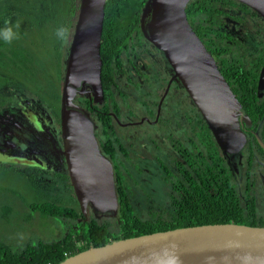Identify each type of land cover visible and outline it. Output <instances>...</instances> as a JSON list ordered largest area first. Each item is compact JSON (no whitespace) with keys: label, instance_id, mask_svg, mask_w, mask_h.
<instances>
[{"label":"trees","instance_id":"trees-1","mask_svg":"<svg viewBox=\"0 0 264 264\" xmlns=\"http://www.w3.org/2000/svg\"><path fill=\"white\" fill-rule=\"evenodd\" d=\"M22 1L26 4V32L19 30L22 36L27 38L31 32L42 31L41 29L49 28L51 24L54 25V29H58L57 26L62 24L61 27L65 28L66 34L71 32L77 16L78 0ZM146 1H106L101 44L103 59L101 77L105 91L111 88V85L120 91L113 80L114 72L123 68L125 63L130 65L127 60H133L137 54V48L143 46V42L147 41L140 23ZM240 11H242V16H245L246 13L258 16L257 12L249 6L236 0H192L186 8L191 25L218 61L223 75L242 103V109L250 111L253 121L258 123L264 116V97L259 96L257 91L259 68L264 61V54L260 55L259 53L250 57L248 61L245 60L247 50L242 45L243 41L233 35V29L227 22V19L240 20ZM28 14L31 15L30 18ZM18 15L25 16L16 4V0H0V25L6 24L9 27V23H12L10 22L11 18L17 19ZM12 37L10 41L5 36L0 38V47H4L11 54L24 50L25 46L15 44L16 37ZM30 43L36 44L34 47L36 51L38 41L31 40ZM35 51L26 45V89L32 85L44 90L49 97L59 100L60 81H51L43 77L45 73L41 72V60ZM261 52L264 53V50ZM63 53L64 51L59 52L57 61L63 62ZM124 54L127 56L126 59ZM3 56L5 55L0 50V57ZM50 60L54 63L52 54ZM16 68L18 69V67ZM0 76L3 80L0 79V86L3 82L13 80L10 77L13 76L11 74ZM138 91L141 90L138 89ZM28 104H32V102ZM86 107H90L89 104H86ZM113 107L117 108L116 105ZM110 109L111 106L104 105L102 111H97L100 128L96 135L103 152L111 157L115 166L120 204L117 216L119 226L114 227L112 217L99 219L92 215L87 219L78 205H65L52 200H47L42 204L33 202L30 204L31 211H38L43 216L56 217L59 222L61 221L67 227V230L57 239L28 241L16 248L0 237V264H57L68 256L120 238L206 222H241L264 226V213L257 209L255 197L234 190L235 181L229 169L225 168V162L221 163L217 151L209 150L207 153L209 155H206L202 150L194 151L192 147L188 154L184 151L183 146H177V155L164 157L160 154L156 155V160L159 161L161 167L160 173L169 183V206L156 203L151 197L150 200L154 201V205L150 206L149 215L142 217L135 204L138 197L135 196L136 192L128 177L134 181L137 180L133 178V172L126 164L127 160L139 168L136 160L140 156L135 157L123 142L122 136L117 134L114 117L108 112ZM26 113L31 118L33 117L31 112L26 111ZM53 115L57 121L59 111H53ZM199 117L201 116L199 115ZM202 124L204 131L201 133L202 136H198V138L204 143L208 142V147L212 148L211 132L203 119L200 118L196 125ZM191 139L194 141L193 137ZM194 156L203 158V161H193L191 158ZM37 169L41 171L40 168ZM62 172L56 173L59 177L58 181L63 183L64 188L69 187L71 190L72 185L66 183V180H69V175ZM194 174H201V183ZM203 178L208 181L206 182L209 188H205ZM33 184L35 183L33 182ZM35 186L39 191L46 190L45 188L40 190L38 184ZM212 186L216 188L213 191L210 189ZM73 197L74 201L77 202L76 197ZM67 199L71 200V196ZM154 206L158 209L153 211ZM30 219L31 215L28 220ZM72 222L78 225L79 231L70 228L69 224Z\"/></svg>","mask_w":264,"mask_h":264},{"label":"water","instance_id":"water-1","mask_svg":"<svg viewBox=\"0 0 264 264\" xmlns=\"http://www.w3.org/2000/svg\"><path fill=\"white\" fill-rule=\"evenodd\" d=\"M74 32L65 62L61 95L62 154L81 212L118 216L120 204L111 159L96 135L90 111L77 94L104 99L101 44L107 0H78ZM192 0H147L141 14L144 37L160 49L224 152L241 149L240 122H251L219 64L191 25ZM264 18V0H236ZM264 89V65L259 95ZM57 264H264V226L206 222L120 238L85 249Z\"/></svg>","mask_w":264,"mask_h":264},{"label":"flooded vegetation","instance_id":"flooded-vegetation-1","mask_svg":"<svg viewBox=\"0 0 264 264\" xmlns=\"http://www.w3.org/2000/svg\"><path fill=\"white\" fill-rule=\"evenodd\" d=\"M239 13H241V19L233 20V22L241 23L245 18H247L248 20V18L250 17H258L261 22L258 23L259 29L263 30L260 32L264 34V18L262 19L261 16L253 15L251 13H246L245 16H242V11H240ZM232 29V33L233 35H235V28L233 27ZM73 32L74 28L73 31L71 29L70 34H72V36ZM71 40L72 38L69 40V46L64 53V67L62 73H64L65 70V62L69 54ZM147 41L143 42V45H145ZM242 45H244L247 50V57H245V60L247 61L248 59H250V57L256 56L259 53L260 55L264 54L263 52H261V50H264V35L258 42L256 52L253 51V49L255 48L253 45L246 46L244 43ZM153 51V53L161 54L162 58L157 63H161L162 66H164L166 75L155 76L152 74L151 69L156 65L154 61H151L149 63L146 59L144 60L143 58L142 63H137V58L139 57V52L137 51V54L133 60H127L130 65H127L125 63V66H123V68H120L114 72L113 80L120 91L115 88L114 85H111V88L106 89V91L104 90V99L101 103H95L92 97L90 98L77 94V96L74 98L75 103L79 104L87 111H90L92 118L97 124L96 133L100 128L97 111H102L104 105L111 106V109L108 112L114 117L115 130L120 137L122 136L123 142L126 144L127 148L130 149L132 154L133 149L131 148L132 142L130 141V136L137 139V137L134 136V130H137L136 132H140L139 129H142L144 127V124L146 123H148L149 125L151 124L152 126L157 125L165 132L166 141H163L162 145L159 144L158 141L151 136H149V138H151L149 139V143H154L155 147H157L161 151L163 150V148L168 147L169 150L167 149L166 151L167 155H177V146H183L185 148L184 151L188 154L191 151L192 147L194 151L202 150L206 155H209L207 154L209 150H213L215 152L217 151L219 154L218 158L221 160L222 164L223 162H225V168L229 169L230 174L235 181L236 187L234 190L237 192L239 191L242 194L253 195L255 197V204L257 206V209L264 213V116L258 123H255L250 115V111H244L242 109L244 114H247L249 116L248 118L251 120V122H247L246 120L240 122L241 129L245 136L244 145L241 149L237 148L236 150H229L226 152L223 151L216 138L214 137L212 131L206 124L211 132V140L213 142V147L209 148L208 142L204 143L203 140H200V138H198V136H202L201 133L204 131L202 129L203 124L196 125V122H198L200 118L203 119L201 113L193 105L188 92L182 86L181 82L177 79V77L175 78V72L173 71L168 60L165 58L163 52L155 46ZM124 56L126 59L127 56L125 54ZM263 65L264 61L259 68V75ZM133 70L135 71L134 73L136 75H134ZM18 71L20 72L21 70ZM5 74L9 73L0 71V75ZM10 77H12L13 80L3 82L0 88L7 89V92L9 93L8 96L10 95L9 98H15L16 94H18L20 98L21 95H19V93H22L23 95L26 93L25 82L20 81L14 75ZM63 80L64 74L60 82V97L58 107L42 108L41 106L36 105V103L39 101H34L32 102V104L26 105V107L30 108V110L27 108L26 110L24 107L20 109L17 108L16 110L12 105H9V107L7 106L8 109H0V111H7L4 113L2 112V115H0V146H3L2 144H5L7 140L13 142L18 140L17 137H21L23 140H25V142L27 141L28 146H26V151H22L21 146H19V144H15V154L19 153L22 156L27 154L28 156L32 157L33 154L38 153L41 157L44 156L43 159H51V164H49L50 162L46 164H49L53 167L60 164V167L64 166L62 173L68 174L67 164L65 162L64 155L62 154L63 144L62 141H60V106ZM257 83L259 89V76ZM21 89H23V91H21ZM138 89L141 90V98L139 99L137 94H139L140 92L138 91ZM144 93H146V96L148 97L144 96L143 98L142 95ZM260 94L261 95H259L258 92L259 96L264 97V89L261 90ZM179 95L183 96L181 97V101L180 99L175 98V96ZM133 96H136V99H133ZM131 99L136 100L134 102V105L133 102H131ZM8 102L10 104L15 103V101ZM86 104H89L90 107H86ZM137 104H140L142 107L140 112H138L134 107ZM115 105L117 106V108L113 107ZM11 107L13 109L12 111L10 110ZM100 107L102 108L100 109ZM24 111H31L33 117L31 118V116ZM44 111H59L58 120L56 121V118L52 114H50L46 119V117L44 116ZM198 113L201 117H199ZM203 121L205 122L204 119ZM122 127L125 128L126 133H124ZM120 131L123 132H121L120 134ZM191 137H193L194 141L191 139ZM126 140H128L129 145L127 144ZM187 148L189 151L186 150ZM9 154L11 155L13 153ZM107 156L109 157V155ZM109 158L111 159V157ZM199 158L194 156L191 159L193 161H203V158ZM111 161L113 163L112 159ZM203 164L205 163L203 162ZM189 167L191 166L189 165ZM201 174H194L195 178L200 183ZM68 179L69 180H66V183L71 184L70 177ZM205 179L203 178V182L206 188L208 187V181ZM72 189L71 191L73 195H75L74 190ZM210 189L211 191H213L216 188L215 186H212ZM242 198L244 199V196H242ZM71 200L74 205L79 206L78 201L75 202L74 198H71ZM92 215L94 216L93 211L90 208V217ZM103 217L109 216L103 215L101 216V219H103Z\"/></svg>","mask_w":264,"mask_h":264},{"label":"rangeland","instance_id":"rangeland-1","mask_svg":"<svg viewBox=\"0 0 264 264\" xmlns=\"http://www.w3.org/2000/svg\"><path fill=\"white\" fill-rule=\"evenodd\" d=\"M16 4L20 7L25 16L18 15L17 19L11 18L10 22L12 23H9V27L6 26V24L0 25L2 28L0 31V38L5 36L4 33L7 29H11L13 36L16 37L15 44L24 45L25 49L15 54H11L1 46L0 50L3 51L5 56L0 57V71L14 75L20 81H24L26 85V45L31 50L35 51L34 47L36 44L30 43L31 40H35L38 41L37 50L35 52L41 60V72L45 73V76L43 77H46L51 81L61 82L64 74L62 73L64 66L61 60L57 61V58H59V52L64 51L65 53V50H67V47L69 46L68 42L72 38V34H70L71 32L66 34L65 28L61 27L62 24L57 26L58 29H54V25L51 24L49 28L45 27L44 30L41 29L42 31L36 30L31 32L27 38L26 36H22L19 33V30L26 32V4L22 0H16ZM30 16L31 15H29V18ZM227 22L230 24L231 28H235L234 36L238 38L241 37L246 46L253 45L255 47L253 51L256 52L258 42L264 35L260 32L263 30L259 29L258 26L260 19L258 17H250L248 20L245 18L241 23H235L233 22V19H227ZM137 49L139 52L137 63H142L143 58L149 63L154 61L156 65L151 69L152 74L155 76L166 75L164 66H162L161 63H157L162 58L161 54L153 53L154 45L152 43L147 41L145 45ZM51 54L53 55L54 63L51 60L49 61ZM14 64L24 73L22 71L19 72ZM134 72L135 71L133 70V73ZM134 75L136 74L134 73ZM0 79L2 80L1 76ZM28 88L29 89H26L24 95L19 93L23 98H19L18 94H16L15 98H9L10 95L8 96L9 93L7 92V89L0 88V109L12 105L16 110L17 108L20 109L22 107L30 110L26 105L34 101H39L36 105L41 106L42 108H55L58 106L59 100H56L51 96L49 97V95H47L41 88H35L32 85H29ZM21 91H23V89H21ZM137 95L138 99L141 98L140 93ZM146 95L147 94L144 93L142 95L143 98ZM181 97L183 96H175V98L180 99V101ZM132 98L136 99V96H133ZM133 99H131V102H133L134 105L136 100ZM8 101H15V103L10 104ZM134 107L138 112L141 111L142 107L140 104H137ZM10 110H13L12 107ZM2 112L4 113L7 111H0V115H2ZM50 114L53 115V111H44L46 119ZM122 128L124 133H126L125 128ZM139 130L140 132L134 130V136L137 137V139L130 136L133 154L135 157H137V155L140 156V158L137 157L136 160L139 168L127 160L126 164L133 172V178L137 180L134 181L131 177H128L132 188L136 192L135 196L138 197L135 204L141 216L146 217L149 215L150 206L154 205V201L150 200L151 197L156 203L166 207L169 206V183L165 181L163 175L160 173L161 167L159 166V161L156 160L157 154H160L163 157L166 156V151L167 149L169 150V148H163L161 151L155 147L154 143H149V139H151L149 136L155 138L161 145L163 144V141H166L165 132L157 125L152 126L151 124L149 125L146 123L144 124V127ZM123 131H120V134ZM17 138V141L11 142L10 140H7L5 144H2L3 146H0V237L4 238L8 244L15 246V248L24 245L28 241H36L38 239H57L67 230V227L61 221L59 222V219L56 217L43 216L38 211H31V203L38 202L42 204L47 200H52L58 201L60 204L74 205L72 200H68L67 198L70 196L71 198H74L73 196H75L73 193L71 194L69 187L64 188L63 183L58 181L59 177L56 175V172L63 171L64 166L60 167L59 164L53 167L49 165L52 162H50L51 159H43L44 156L41 157L38 153L33 154L32 157L27 154L23 156L19 153L15 154V144H19L22 151H26V146H28L27 141L25 142L21 137ZM126 141L129 145L128 140ZM9 153L13 154L10 155ZM48 162L50 163L46 164ZM37 168H40L41 171H38ZM32 181L35 184H33ZM37 184L40 187V190L43 188L46 190L39 191L35 186ZM48 193L49 195H47ZM157 209L156 206L153 207V211ZM30 215L31 219L28 220ZM112 219L114 220V227H118L119 221L117 216L112 217ZM69 225L70 228H75L77 231L80 230L75 222H72Z\"/></svg>","mask_w":264,"mask_h":264},{"label":"clouds","instance_id":"clouds-1","mask_svg":"<svg viewBox=\"0 0 264 264\" xmlns=\"http://www.w3.org/2000/svg\"><path fill=\"white\" fill-rule=\"evenodd\" d=\"M5 35V38L8 39L10 41V39L12 38L13 36V33H12V30L11 29H7L4 33Z\"/></svg>","mask_w":264,"mask_h":264}]
</instances>
